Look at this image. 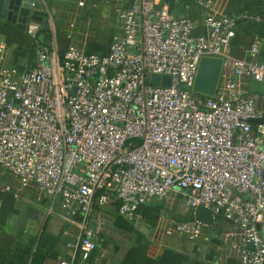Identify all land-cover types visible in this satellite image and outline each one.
<instances>
[{"label": "built area", "instance_id": "1", "mask_svg": "<svg viewBox=\"0 0 264 264\" xmlns=\"http://www.w3.org/2000/svg\"><path fill=\"white\" fill-rule=\"evenodd\" d=\"M161 1L119 10L123 32L106 54L70 48L61 56L37 43L34 65L18 74L0 47V191L12 190L1 182L7 175L84 214L101 192L100 205L114 199L129 219L177 191L194 210L233 221L240 233L227 234L239 235L240 260L264 264V123L252 121L264 119V106L241 85L264 83L261 42L248 57H231L237 20L217 0H195L206 12L204 35ZM244 17L264 25L263 16ZM204 56L224 59L214 96L193 90ZM154 74L171 84H153ZM206 225L195 217L172 228L196 240ZM94 237L87 228L69 247L87 255Z\"/></svg>", "mask_w": 264, "mask_h": 264}, {"label": "crops", "instance_id": "2", "mask_svg": "<svg viewBox=\"0 0 264 264\" xmlns=\"http://www.w3.org/2000/svg\"><path fill=\"white\" fill-rule=\"evenodd\" d=\"M40 1L45 11L41 22L0 19V47H6L7 65L18 74L34 65L35 44L41 43L37 34L46 27L50 46L59 54L70 48L108 53L113 37L123 32L119 10L136 0ZM160 5L173 16L191 19L196 35L206 33V12L195 0H162ZM216 8L237 20L230 56L248 57L258 39L259 60L264 62V25L244 17H264V0H217ZM241 85L264 106V83L243 80ZM1 182L12 190L0 191V264H245L234 248L240 229L224 216L207 224L196 240L172 228L175 222L195 218V210L177 191L142 205L129 219L118 213L116 201L102 206L97 198L84 214L76 207L66 209L60 196L34 185L22 187L7 175ZM87 228L94 231L97 248L86 255L69 243H77ZM229 232L238 234L230 237Z\"/></svg>", "mask_w": 264, "mask_h": 264}, {"label": "water", "instance_id": "3", "mask_svg": "<svg viewBox=\"0 0 264 264\" xmlns=\"http://www.w3.org/2000/svg\"><path fill=\"white\" fill-rule=\"evenodd\" d=\"M44 15V6L40 0H0V19L6 17L13 22L30 19L41 22ZM223 67L224 59L221 57H202L193 90L206 96H214L222 77ZM151 82L168 86L171 84V77L154 74ZM252 121L264 123V119H253ZM195 217L205 224L215 222L211 211L204 206H198L195 209Z\"/></svg>", "mask_w": 264, "mask_h": 264}, {"label": "trees", "instance_id": "4", "mask_svg": "<svg viewBox=\"0 0 264 264\" xmlns=\"http://www.w3.org/2000/svg\"><path fill=\"white\" fill-rule=\"evenodd\" d=\"M37 39L40 40L41 43L49 45L50 46V42H51V32L48 29V27L44 28L41 30V32H39L37 34ZM68 50V49H67ZM66 50V51H67ZM66 51H63L60 53L61 56H63L65 54ZM34 57H35V48H34ZM30 68V67H29ZM101 195V192H97L95 194L94 200H96L97 198L99 199V196ZM112 203H115V200H112Z\"/></svg>", "mask_w": 264, "mask_h": 264}]
</instances>
